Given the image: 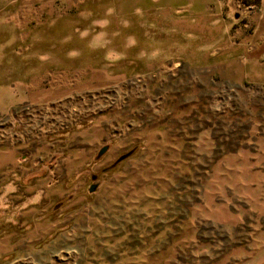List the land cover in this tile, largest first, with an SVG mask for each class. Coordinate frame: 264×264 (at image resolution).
Listing matches in <instances>:
<instances>
[{
	"label": "rangeland",
	"instance_id": "obj_1",
	"mask_svg": "<svg viewBox=\"0 0 264 264\" xmlns=\"http://www.w3.org/2000/svg\"><path fill=\"white\" fill-rule=\"evenodd\" d=\"M257 11L210 36L0 0V264H264Z\"/></svg>",
	"mask_w": 264,
	"mask_h": 264
},
{
	"label": "crops",
	"instance_id": "obj_2",
	"mask_svg": "<svg viewBox=\"0 0 264 264\" xmlns=\"http://www.w3.org/2000/svg\"><path fill=\"white\" fill-rule=\"evenodd\" d=\"M242 3H253L258 11L246 15L245 23L235 30L233 36L259 45V60L264 61V0H112L116 13H128L129 17L143 13L145 22L158 20L164 28H204L208 29L210 36L215 35L216 29L235 26L233 22L242 18L238 16ZM153 14L159 15L153 17Z\"/></svg>",
	"mask_w": 264,
	"mask_h": 264
},
{
	"label": "built area",
	"instance_id": "obj_3",
	"mask_svg": "<svg viewBox=\"0 0 264 264\" xmlns=\"http://www.w3.org/2000/svg\"><path fill=\"white\" fill-rule=\"evenodd\" d=\"M247 8L251 10V9H253L254 7H253V6H249V7H247Z\"/></svg>",
	"mask_w": 264,
	"mask_h": 264
}]
</instances>
